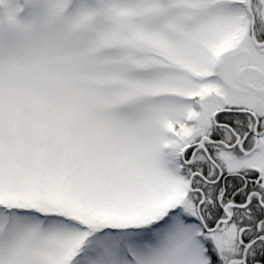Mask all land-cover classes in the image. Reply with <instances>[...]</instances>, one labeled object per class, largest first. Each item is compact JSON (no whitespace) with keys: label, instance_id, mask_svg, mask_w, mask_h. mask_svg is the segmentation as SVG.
<instances>
[{"label":"snow or ice","instance_id":"snow-or-ice-1","mask_svg":"<svg viewBox=\"0 0 264 264\" xmlns=\"http://www.w3.org/2000/svg\"><path fill=\"white\" fill-rule=\"evenodd\" d=\"M0 264H264V0H0Z\"/></svg>","mask_w":264,"mask_h":264}]
</instances>
